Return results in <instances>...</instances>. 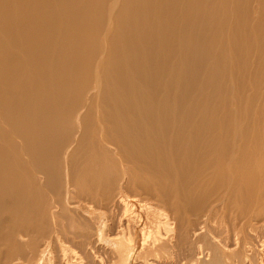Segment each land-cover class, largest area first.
I'll use <instances>...</instances> for the list:
<instances>
[{
    "label": "bare ground",
    "instance_id": "obj_1",
    "mask_svg": "<svg viewBox=\"0 0 264 264\" xmlns=\"http://www.w3.org/2000/svg\"><path fill=\"white\" fill-rule=\"evenodd\" d=\"M214 229L264 243V0H0V264Z\"/></svg>",
    "mask_w": 264,
    "mask_h": 264
},
{
    "label": "rangeland",
    "instance_id": "obj_2",
    "mask_svg": "<svg viewBox=\"0 0 264 264\" xmlns=\"http://www.w3.org/2000/svg\"><path fill=\"white\" fill-rule=\"evenodd\" d=\"M214 230H215V232H214ZM213 231H211V233H210V235L208 236V237H206V238H199L201 241H200V243H199V240L197 241V239H195L196 241L194 242V240H190V241H188V243L186 244V245H189V243H190V245H191V247H193V244H195L196 245V242L198 243V245L200 244V246H201V248H202V250L204 251V253H205V251H207V253L205 254V255H203V258L205 257V259H199L201 262L203 261V260H205V262H207V261H209L212 257H213V255H214V252H217V250H219L220 251V254L223 252V251H225L224 253H222V255H221V259H222V257H223V255H224V259H225V261H226V263L223 261L224 259H222L221 260V262L222 263H224V264H227V263H231V264H243L242 262H245L246 264H248L249 262V264H264V241H260V242H262L263 244H261L260 243V245H259V243H258V241H256L257 242V244H256V242L254 241V240H252L251 238H250V235H248V234H246V235H248V236H246V235H244L245 233H247V231L246 232H243V234H241V236H240V239L241 238H244V241L246 240V237H247V241L248 242H242V243H245V246H246V244L247 245H249V248H248V246H242V245H240V244H242L241 243V241L243 240V239H241V241H240V246L238 245V244H236V242H235V245H234V242L233 241H230V242H228L227 244L229 245L230 244V247L229 246H227V244H225L224 242H222L223 240L222 239H220L221 237L219 236L218 237V230H216V229H214ZM216 231H217V234H216ZM213 232V233H212ZM215 233V234H214ZM217 235V237H215ZM213 236V237H212ZM243 236V237H242ZM210 237H211V239H210ZM208 241H206V240ZM214 239V240H213ZM218 239V240H217ZM219 239H220V241H219ZM215 240H217L219 243H220V245H222L223 246V248H222V246H219L218 244L219 243H217V241L215 242ZM250 240H252V241H250ZM205 241V242H204ZM192 242V243H191ZM204 242V243H203ZM210 242V243H209ZM249 242H255V244L257 245H254L253 243H249ZM205 243L207 244V245H205ZM213 243H215V246H216V248H218L217 250H216V248L213 246ZM222 243H224V244H222ZM233 244V245H232ZM186 245H184V247L183 246H177L178 247V249H177V247L172 251L173 252V254L171 255V257H168V253H166L165 254V258L163 257L162 258V261H163V263L162 264H185V262L187 261V260H189V261H187L186 262V264H200V261L198 260V258H197V256L195 255L194 256V254L192 253V251H191V253H189V250L190 249H192L191 247H190V245H189V249L188 250H186V248L188 247V246H186ZM194 245V246H195ZM218 245V246H217ZM225 245H226V247H225ZM232 245V246H231ZM252 245H254L253 247H251ZM185 246H186V248H185ZM209 248H208V247ZM210 246H211V249L212 250H210ZM213 246V247H212ZM259 246H261V247H259ZM107 246H105L104 248L103 247H101L100 249H99V252L100 253H103L102 254V256H101V254H98V255H100V256H98V255H92V256H89V259H91V260H93V261H91V262H89L90 260L89 259H86L85 261H87L88 263L87 264H97V263H102L103 262V264H118V261H119V263H120V260H119V258L117 257V256H115V254H113L112 253V251L110 250V248H106ZM179 247H183L182 249L181 248H179ZM222 249H226V248H228V249H226V250H222ZM225 247V248H224ZM244 248V250H243V248ZM251 247V248H250ZM263 247V248H262ZM232 248V249H231ZM246 248V249H245ZM247 248H248V250H247ZM253 248H255V249H253ZM104 249V250H103ZM185 249V250H184ZM207 249V250H206ZM250 249V250H249ZM253 249V250H252ZM209 250L211 251V252H209ZM239 250V251H238ZM253 252H252V251ZM104 251H106V252H104ZM177 251V252H176ZM182 253H180V252ZM184 251V252H183ZM243 251V255L241 254V252ZM244 251H245V253H244ZM248 251V252H247ZM249 251H251V252H249ZM257 251V252H256ZM107 252H109V255L108 254H105V253H107ZM187 252V253H186ZM213 252V253H212ZM256 252V253H255ZM183 253H185V254H183ZM210 253V254H209ZM211 253L213 254L212 256H211ZM247 253V255H249L250 257H248L247 255H245ZM111 254V255H110ZM113 254V255H112ZM189 254V255H188ZM190 254H192L193 256H191ZM209 254V255H208ZM235 254V255H234ZM240 254V257H238V255ZM254 254H256V255H254ZM106 255V256H105ZM260 255V256H259ZM95 256H97V257H95ZM108 256H110V257H112V256H114V257H112V258H110L109 259V257ZM184 256V257H183ZM188 256V257H187ZM211 256V257H210ZM236 256V257H235ZM241 256H242V258H244V259H242L241 258ZM246 256V257H245ZM91 257H94V258H91ZM99 257H101V258H99ZM182 259L181 261H180V258ZM194 257V258H193ZM196 257V258H195ZM209 257V258H208ZM248 257V258H247ZM252 257V259H254V260H252V259H249V258H251ZM103 258V259H102ZM172 258H175V259H172ZM247 260H246V259ZM96 259H98V261L96 260ZM108 259V260H107ZM186 259V260H185ZM190 259H193V260H190ZM197 259V260H196ZM206 259H209V260H206ZM89 260V261H88ZM105 260V261H104ZM107 260V261H106ZM113 260V261H112ZM115 260V261H114ZM117 260V261H116ZM140 260V262H138L137 263V261H139ZM139 260H132V262H130V264L132 263V264H147V260H145V256H144V259L142 258V260L141 259H139ZM242 260V261H241ZM244 260V261H243ZM246 260V261H245ZM95 261V262H94ZM144 261H147V262H144ZM176 261V262H175ZM183 261H185V262H183ZM190 261H192V262H190ZM93 262V263H92ZM105 262V263H104ZM109 262V263H108ZM135 262V263H134ZM188 262H190V263H188Z\"/></svg>",
    "mask_w": 264,
    "mask_h": 264
}]
</instances>
